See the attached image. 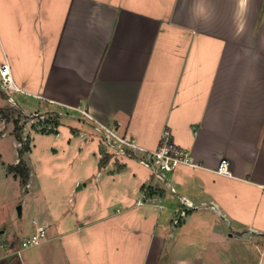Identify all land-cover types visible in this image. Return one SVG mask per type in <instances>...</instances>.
I'll return each instance as SVG.
<instances>
[{"label":"crops","instance_id":"0c3cea01","mask_svg":"<svg viewBox=\"0 0 264 264\" xmlns=\"http://www.w3.org/2000/svg\"><path fill=\"white\" fill-rule=\"evenodd\" d=\"M0 35L22 107L80 106L148 149L168 127L198 164L170 173L195 205L179 217L177 196L142 198L149 169L102 152L79 116L32 130L30 166L37 138L75 170L32 191L29 224L0 228V264H264V0H0ZM33 220L46 238L14 248Z\"/></svg>","mask_w":264,"mask_h":264},{"label":"rangeland","instance_id":"374dc122","mask_svg":"<svg viewBox=\"0 0 264 264\" xmlns=\"http://www.w3.org/2000/svg\"><path fill=\"white\" fill-rule=\"evenodd\" d=\"M24 107L19 102L18 105H11L6 101L5 95L0 92V228H7L8 232L11 231L12 224L22 226L30 223L35 214V203L31 199L34 189L39 187L45 194L51 190H58V188L65 189L66 181L64 180L75 170L63 161L64 156L62 154L65 151V146H62V150L63 148L64 150L59 152L60 155L56 156L48 146L46 139L39 140L37 138L34 141L35 147L29 156L31 166L29 165L27 159L28 151L31 148V131L38 130L42 133L54 131V127L72 124L73 121L69 122L71 119L60 117L57 110L37 113L36 110H31V107L29 108L27 105ZM41 114L44 116L41 117ZM74 123L88 124L82 118L74 121ZM15 127L19 128V139L16 137ZM100 149L109 154L102 146ZM20 157L25 160L29 177L32 176L33 180L29 194L25 193L28 190L27 185H22L19 177L14 176V172L10 169V166L15 165ZM56 158L60 159L56 160ZM23 198H30V202H27L23 209V215L19 217L17 206L21 204ZM19 241L16 234V237L11 241L14 248L17 247Z\"/></svg>","mask_w":264,"mask_h":264},{"label":"built area","instance_id":"2783aa9c","mask_svg":"<svg viewBox=\"0 0 264 264\" xmlns=\"http://www.w3.org/2000/svg\"><path fill=\"white\" fill-rule=\"evenodd\" d=\"M0 91L5 95L6 101L11 105H18V101L16 100L18 94L31 95L15 83L6 60L0 63ZM57 113L60 117L69 119L79 116L88 124H91L99 136L103 148L107 150L111 157L116 159L124 157L132 158L145 165L149 169L150 178L142 187V198H146V194L151 189L169 191L174 196H177L179 202L183 205L178 212L179 217H183L187 209L195 207L183 195L177 194V190L170 178V173L180 165L198 166V164L193 160L188 150L174 142L172 133L168 127L162 129L157 147L148 149L131 136L122 133L118 124L99 122L86 108L80 106L67 107L63 110H57ZM43 116L44 114H41V117ZM217 170L226 173V164L222 162ZM137 203L142 204L143 200L138 199ZM33 223L35 224V231L21 238V248L37 245L46 238L45 225L36 223L35 220H33ZM173 223L177 224L178 218H175Z\"/></svg>","mask_w":264,"mask_h":264},{"label":"trees","instance_id":"16d2710c","mask_svg":"<svg viewBox=\"0 0 264 264\" xmlns=\"http://www.w3.org/2000/svg\"><path fill=\"white\" fill-rule=\"evenodd\" d=\"M16 129V137L20 138L19 128L15 127ZM11 171L14 172V176L19 177L20 183L22 185H25L28 182L29 179V170L25 163V160H23L21 157L19 158L18 162L15 165L10 166Z\"/></svg>","mask_w":264,"mask_h":264},{"label":"water","instance_id":"95a60500","mask_svg":"<svg viewBox=\"0 0 264 264\" xmlns=\"http://www.w3.org/2000/svg\"><path fill=\"white\" fill-rule=\"evenodd\" d=\"M18 211L20 210V206L17 207Z\"/></svg>","mask_w":264,"mask_h":264}]
</instances>
